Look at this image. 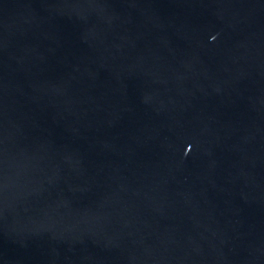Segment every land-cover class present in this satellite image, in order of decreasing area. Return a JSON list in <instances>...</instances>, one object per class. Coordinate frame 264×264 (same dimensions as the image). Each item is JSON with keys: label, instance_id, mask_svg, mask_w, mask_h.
Returning a JSON list of instances; mask_svg holds the SVG:
<instances>
[{"label": "water", "instance_id": "water-1", "mask_svg": "<svg viewBox=\"0 0 264 264\" xmlns=\"http://www.w3.org/2000/svg\"><path fill=\"white\" fill-rule=\"evenodd\" d=\"M0 264H264V0H0Z\"/></svg>", "mask_w": 264, "mask_h": 264}]
</instances>
